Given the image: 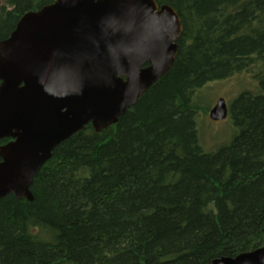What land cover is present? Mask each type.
<instances>
[{"label":"trees","instance_id":"1","mask_svg":"<svg viewBox=\"0 0 264 264\" xmlns=\"http://www.w3.org/2000/svg\"><path fill=\"white\" fill-rule=\"evenodd\" d=\"M0 1L2 41L55 0ZM154 1L183 26L174 64L117 124L58 145L33 201L0 199V264H211L264 247V0ZM241 73L257 88L204 151L205 86Z\"/></svg>","mask_w":264,"mask_h":264},{"label":"water","instance_id":"2","mask_svg":"<svg viewBox=\"0 0 264 264\" xmlns=\"http://www.w3.org/2000/svg\"><path fill=\"white\" fill-rule=\"evenodd\" d=\"M182 31L154 0H55L24 14L0 41V199L33 201V179L58 145L117 124L170 70ZM227 115L222 98L208 113ZM211 264H264V247Z\"/></svg>","mask_w":264,"mask_h":264},{"label":"rangeland","instance_id":"3","mask_svg":"<svg viewBox=\"0 0 264 264\" xmlns=\"http://www.w3.org/2000/svg\"><path fill=\"white\" fill-rule=\"evenodd\" d=\"M205 87L203 99L206 103L209 101V108L206 114L199 118L198 133L202 145L200 146L203 147L204 151H207L213 149L216 145L228 142L232 137L229 118L217 122L209 119L208 113L215 102L222 98L228 106L240 93L245 91L254 92L257 83L251 76L241 73L228 80L208 83Z\"/></svg>","mask_w":264,"mask_h":264}]
</instances>
